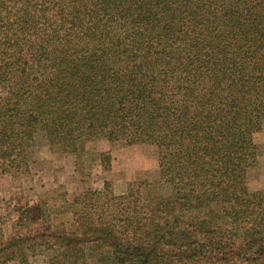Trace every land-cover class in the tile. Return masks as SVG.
I'll use <instances>...</instances> for the list:
<instances>
[{
	"label": "trees",
	"instance_id": "16d2710c",
	"mask_svg": "<svg viewBox=\"0 0 264 264\" xmlns=\"http://www.w3.org/2000/svg\"><path fill=\"white\" fill-rule=\"evenodd\" d=\"M263 129L264 0H0V175L30 174L42 139L143 143L160 167L26 203L0 264H82L88 245L104 264H264Z\"/></svg>",
	"mask_w": 264,
	"mask_h": 264
},
{
	"label": "rangeland",
	"instance_id": "374dc122",
	"mask_svg": "<svg viewBox=\"0 0 264 264\" xmlns=\"http://www.w3.org/2000/svg\"><path fill=\"white\" fill-rule=\"evenodd\" d=\"M255 140L259 147V162L250 173L252 190L264 188V129L255 134ZM104 152L112 157L108 166L103 162ZM30 154V174L16 179L8 174L0 175V225L6 232L12 229L14 219L19 217L26 203L42 202L46 198L50 208L54 203L63 204L65 196L72 199L88 187L103 188L107 180L113 183L117 193H123L129 182L155 179L160 170L154 147L143 143L123 145L106 138L85 142L79 154L63 152L42 139ZM63 192L64 197L60 195ZM53 218L72 225L68 213H55ZM105 254V249L88 245L82 264H104L102 258ZM46 256V252L38 253L30 260L34 264H46Z\"/></svg>",
	"mask_w": 264,
	"mask_h": 264
}]
</instances>
